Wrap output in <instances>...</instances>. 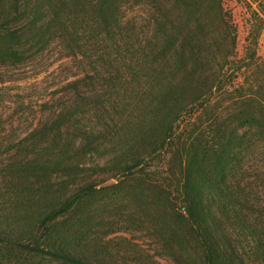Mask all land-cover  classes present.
Instances as JSON below:
<instances>
[{
	"label": "rangeland",
	"instance_id": "rangeland-1",
	"mask_svg": "<svg viewBox=\"0 0 264 264\" xmlns=\"http://www.w3.org/2000/svg\"><path fill=\"white\" fill-rule=\"evenodd\" d=\"M223 6L238 37L236 54L223 70L229 105L224 119L234 146L218 153L207 146L210 134L201 138V127L212 133L202 103L164 121L172 99L152 92L160 77L151 86L146 70L129 71L121 61L98 66V54H67L58 41L0 67V207L6 203L0 215L28 229L23 237L34 234L21 249L0 246V264H206L187 197L201 199L213 235L221 216L214 190L222 175L231 185L259 183L260 192L243 208L253 225L241 240L247 251L237 255L226 248L215 253L213 264H264V111L234 103L239 87L248 90L254 78L264 93V0H223ZM197 14L200 26L216 25L203 0ZM148 18L140 6L125 16L137 26ZM211 33L215 40L222 36ZM78 79L84 80L81 90ZM98 95L103 106L94 103ZM247 120L257 125L241 126ZM171 125L167 135L158 132ZM246 132L257 137L248 148ZM85 189L92 190L81 193ZM47 205L65 211L44 224ZM56 248L70 250L79 262L64 261L59 251L51 257Z\"/></svg>",
	"mask_w": 264,
	"mask_h": 264
},
{
	"label": "trees",
	"instance_id": "trees-1",
	"mask_svg": "<svg viewBox=\"0 0 264 264\" xmlns=\"http://www.w3.org/2000/svg\"><path fill=\"white\" fill-rule=\"evenodd\" d=\"M203 3L208 10L214 11L216 25L201 22L204 26H200L194 22V17L198 19V14L195 16L198 0H0V67L22 60L29 49L43 48L51 41H58L67 54H98V66H118V61H121L129 71L146 70L151 86L154 77H160L156 79L159 83L152 92L158 91V94L172 99L163 114L164 121H175L189 107L202 103L201 110L208 113L211 120L208 128L211 127L213 134L201 127V138L210 134L212 140H206L207 146L218 153L227 146H234L230 125L224 119L229 105L223 70L229 57L236 54L238 31L225 11L223 0H203ZM135 6L149 11L145 24L137 26L125 20L127 11ZM214 30L222 34L219 40H215L211 33ZM27 45L30 46L26 48ZM254 57L255 49L252 50ZM241 68L240 63L237 69ZM95 77H88L89 84L95 83ZM82 81H74L78 90H81ZM77 96L82 99L84 94L78 92ZM101 97L95 96L94 103L99 102L98 105L103 106ZM234 99L237 107L246 105L249 112L264 111L260 78H254L248 90L242 84ZM213 103L215 110L212 109ZM254 125H257L254 121L247 120L241 126ZM171 129L172 125L166 131L163 126L158 132L163 136ZM256 140L257 137H250L246 132L243 138L245 148ZM261 175L264 184V173ZM218 181L220 183L215 185L217 191H214L221 216L217 219L219 221H215L213 235L207 229L201 199L187 197L191 206L189 214L206 264H213L215 253L225 252L226 248L234 249L237 255L242 250L247 251L241 240L252 234L253 225L245 219L243 208L251 195L257 196L260 192L259 183L254 181L231 185L223 180V175ZM90 190L85 189L81 193ZM75 203L73 200L72 205ZM60 206L47 205L44 208V224L65 211V207L59 209ZM5 207L6 203H2L0 210ZM259 221L264 223V212ZM27 231L11 216L0 215V246L21 249L23 240L34 239L33 232L23 237ZM57 251V256L64 261L72 258L79 262L66 248H56L49 255L55 257Z\"/></svg>",
	"mask_w": 264,
	"mask_h": 264
}]
</instances>
